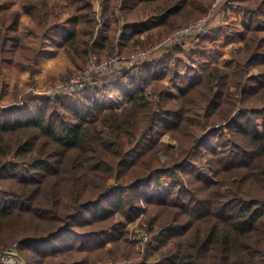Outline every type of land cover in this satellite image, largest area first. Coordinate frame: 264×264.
<instances>
[{"label": "trees", "instance_id": "obj_1", "mask_svg": "<svg viewBox=\"0 0 264 264\" xmlns=\"http://www.w3.org/2000/svg\"><path fill=\"white\" fill-rule=\"evenodd\" d=\"M52 1L0 0V74L33 71L38 39L85 66L119 64L82 91L6 105L0 83V253L16 242L27 264H264V0L230 3L245 19L232 67L189 65L183 79V39L216 36L179 31L216 0H63L66 21ZM168 37L160 59H123ZM138 219L153 234L139 247Z\"/></svg>", "mask_w": 264, "mask_h": 264}, {"label": "rangeland", "instance_id": "obj_2", "mask_svg": "<svg viewBox=\"0 0 264 264\" xmlns=\"http://www.w3.org/2000/svg\"><path fill=\"white\" fill-rule=\"evenodd\" d=\"M52 3H55L58 6L60 20L66 21L70 16V14L66 12V2H64L63 0H53ZM95 5L96 8L99 9L98 1L95 2ZM221 9V13L217 12ZM215 18H217L216 20L218 22V27L209 28L208 34L210 33L212 36L215 35L216 41H211L210 39H206L203 41L201 40V38H190V36L189 38L183 39V51L181 54L182 58L178 64L179 79L185 78L189 65L198 67L200 71L199 75L203 76L202 73H204L209 64H216V62L220 64L218 60L225 61L224 64H228L229 59L231 60L233 58V52L241 46L238 42H236L237 40H234L232 38H235L234 32L238 29L241 30V28L243 27L242 23L245 22V19L242 16V12L240 10L233 9L230 4L221 3V5H219V8L217 10L215 9L214 15L209 20V23L213 22ZM30 26V18L24 15L21 20V33L23 34V36H26ZM227 36H231V38H229L231 40H227ZM167 39L171 40L169 37ZM27 40L32 44L34 43L33 37L27 36ZM168 43L169 41H165V43L161 47L156 48L154 51H149L150 53L146 51L148 52L147 57H150L151 59H160L165 53H167L169 48V46H167ZM38 45L41 46V51L40 55L37 58V61L35 62V68L33 71L31 69L23 70L12 63L3 64L2 73L0 74V83L1 86L3 85L4 87V96L1 99V102L3 104L6 105L14 102L15 100L19 99V97L24 93L31 92L48 94L55 91L60 92L63 90H67L68 87L66 85L68 84L70 79L85 69H83V67L85 66L84 61L81 62L80 59L73 61L71 55L68 53L67 49L64 46L52 45L47 40L45 41L41 39H38ZM231 49L232 53H230ZM158 50L159 52L156 54L155 52H157ZM191 51H199L204 56L200 58L196 57L197 53H195V55H191ZM192 56H194V58ZM112 58H115V61L117 60V57L114 56L110 59H104L101 62L109 61ZM115 64L118 65L119 62ZM167 81L170 82L169 76H167ZM64 83L66 84L64 85ZM111 98L114 100L117 99L116 94L114 93L113 95H109L107 98L108 100L105 99V101H109ZM161 139L166 143L177 145L176 140L168 135L163 136ZM162 154L164 158L167 155L166 151H163ZM146 225L147 224L144 223L141 219H138L136 222L131 223L129 227H131L132 231L130 233L129 240H137L139 232L142 230H146ZM108 247H111V245L109 244ZM137 247H139V242L137 243ZM139 250L140 254H143L145 248L143 252H141L140 248ZM19 254L21 255L25 264H27L26 259L20 253V251ZM6 261H8V263H14L13 259L11 258ZM126 263L127 261H121L119 263L117 261L106 259V261H97L94 264ZM0 264L5 263L0 262Z\"/></svg>", "mask_w": 264, "mask_h": 264}, {"label": "built area", "instance_id": "obj_3", "mask_svg": "<svg viewBox=\"0 0 264 264\" xmlns=\"http://www.w3.org/2000/svg\"><path fill=\"white\" fill-rule=\"evenodd\" d=\"M232 1H234V0H217V1H215L213 4V7L208 11V13L204 17H201L200 19L193 21L190 24L186 25L185 27H183L179 31V33L201 34V35L207 34L209 32V28H210V23H209L210 21L209 20L213 17L215 8L219 5H221V3L230 4ZM167 41H170V40H167ZM147 56H148V52L140 51V52L132 54L128 57H123V59L124 60H127V59L141 60ZM117 62H119L118 57H117L116 61H115V58H112L109 61L100 62L98 60V57L96 55H94L93 57H91L88 60L85 69L70 79V81L67 84L68 89L76 90V91H82V90L88 88L90 85L94 84L93 81L91 80L93 73L102 71L105 67H107L113 63H117ZM110 102H113L114 106L117 107L119 105L118 103H122L123 101L118 102L116 100H113ZM137 240L140 244L144 245L146 243L151 242L152 235L147 230H142L139 232V234L137 236ZM5 252L6 253H0V262H4L5 264H12V263H8V261H6V260H9L11 258L14 261L13 264H25L24 260L22 259L21 255L19 254L17 243H13V245L8 250H6Z\"/></svg>", "mask_w": 264, "mask_h": 264}, {"label": "crops", "instance_id": "obj_4", "mask_svg": "<svg viewBox=\"0 0 264 264\" xmlns=\"http://www.w3.org/2000/svg\"><path fill=\"white\" fill-rule=\"evenodd\" d=\"M217 12H219V13H221L222 12V9L221 10H218ZM217 18H218V16H217ZM217 18H215L214 20H213V22H211L210 23V28L211 27H213V28H216V27H218V22H217ZM244 25V22L242 23V26ZM220 29V28H219ZM242 29V28H241ZM240 29H238V30H236L235 32H234V35H235V38H232V39H234V40H237L236 42H238L239 43V45H242V40L239 38V36L237 35V32L239 31ZM216 31V30H215ZM229 38H231V36H227L226 37V39L227 40H231V39H229ZM238 45V46H239ZM208 46V45H207ZM237 46V47H238ZM205 49V48H204ZM233 49V48H232ZM232 49H231V51H230V53H232ZM203 50V49H202ZM159 52V50L157 51V52H155L156 54ZM193 57V56H192ZM194 58V57H193ZM227 59V58H226ZM225 59V60H226ZM219 61V63L220 64H222V65H224V66H230V67H232L233 66V62H232V59L230 60L229 59V61H228V64H224V62L225 61H220V60H218ZM217 63V62H216ZM218 64V63H217ZM169 80H170V77H169ZM165 81L166 82H169V81H167V76L165 77ZM170 83V82H169ZM111 91H113V92H111V95H113L114 93L116 94L117 92H115V91H117L116 90V88H115V86L113 85L112 86V88H111ZM176 93H178V92H176ZM116 98L117 99H115L116 101H118V99H119V101L118 102H121V101H123V98H122V96H119V95H117L116 94ZM108 100V99H107ZM111 100H114V99H110L109 101H106L107 103H109Z\"/></svg>", "mask_w": 264, "mask_h": 264}, {"label": "water", "instance_id": "obj_5", "mask_svg": "<svg viewBox=\"0 0 264 264\" xmlns=\"http://www.w3.org/2000/svg\"><path fill=\"white\" fill-rule=\"evenodd\" d=\"M3 253H6V252H3Z\"/></svg>", "mask_w": 264, "mask_h": 264}]
</instances>
